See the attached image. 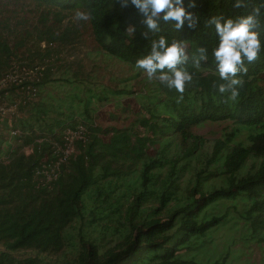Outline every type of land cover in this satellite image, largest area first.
<instances>
[{"label":"trees","instance_id":"trees-1","mask_svg":"<svg viewBox=\"0 0 264 264\" xmlns=\"http://www.w3.org/2000/svg\"><path fill=\"white\" fill-rule=\"evenodd\" d=\"M36 1L57 15L90 12L94 50L128 64L134 77L144 74L136 61L150 53L153 40L185 43L190 59L181 67L193 80L177 103L180 93L158 80L138 92L98 85L82 70L58 76L55 64L45 62L53 58L49 45L60 39L54 26L36 29L26 63L19 61L26 39L11 43L0 29V80L16 63L43 67L30 82L0 91L16 107L0 117V264H44L13 256L23 249L72 254L55 264H199L185 253L227 223V211L238 213L255 233L264 231V7L257 29L262 49L254 63L246 62L235 102L214 87L223 83L212 55L219 37L207 25L212 17L246 16L264 0H245L248 6L239 9L236 0H194L196 7L184 0L198 17L197 27L185 21L178 31L174 22L161 20L153 33L134 6L122 9L117 0ZM129 27L135 32H127ZM42 42L48 43L45 52ZM198 47L208 50L199 69L191 60ZM105 104L108 112L97 113ZM222 121L233 127L205 151L192 128ZM83 123L88 139L76 143L69 166L51 188L37 186L36 172L55 158L53 145L62 142L67 128ZM227 203L226 212H219ZM226 258L213 264H226Z\"/></svg>","mask_w":264,"mask_h":264},{"label":"rangeland","instance_id":"rangeland-1","mask_svg":"<svg viewBox=\"0 0 264 264\" xmlns=\"http://www.w3.org/2000/svg\"><path fill=\"white\" fill-rule=\"evenodd\" d=\"M76 11H65L57 15L52 7L40 4L36 0H0V29L11 43L16 38L26 39L28 46L24 47L25 55H22L19 60L21 63H26L29 62L26 59L28 55L26 49H30L32 43L36 41V29L43 27L44 24L54 26L60 39L49 45L48 49L53 50L51 54L53 58L51 60L46 58L45 62L47 65L55 64L54 71L58 76L65 77L69 69V73L82 70L89 79L101 86L117 88L125 86L138 92L146 91L148 86L155 81H149L145 73L134 77L135 72L128 64L95 51L96 44L90 35L88 21L75 20ZM47 45L48 43L42 42L40 50L47 51ZM32 50L35 51V49ZM36 63H41V61L37 60ZM41 68L43 67L38 66L33 69L31 66L16 63V66L9 70L10 74L5 82H0V91L26 81L30 82ZM109 108V105H102L97 113L105 115ZM15 111L16 107L9 105L0 95V117L14 114ZM82 125L89 133L88 126L84 123ZM113 125L117 123L106 122L104 124V126ZM232 127L233 124L229 121L207 122L194 126L192 132L204 140L205 151H211L215 140L223 138L226 130L229 131ZM11 135L16 134L11 132ZM24 150L27 151L28 148ZM228 204L223 205V211L219 212H226L225 206ZM227 213L229 221L209 230L205 237L198 240V247L185 253V257L192 258L199 264H213L224 257H227L226 264H264V231L255 233L254 229L238 213L235 211H227ZM3 249L0 245V250L4 251ZM13 256L18 260L35 258L44 264H55L59 259L64 261L67 259L66 256H72V254L62 252V256L46 255L37 253L35 250L23 249L14 252Z\"/></svg>","mask_w":264,"mask_h":264},{"label":"clouds","instance_id":"clouds-1","mask_svg":"<svg viewBox=\"0 0 264 264\" xmlns=\"http://www.w3.org/2000/svg\"><path fill=\"white\" fill-rule=\"evenodd\" d=\"M122 9L134 6L142 17V23L148 32L160 31L161 20L165 23L174 22L175 29L181 30L188 22L189 28H196L198 17L188 12L184 6V0H117ZM189 7H196L194 0ZM245 0H236L235 8L247 7ZM261 7L256 6L246 16H240L233 20H225L222 16L212 17L207 25L215 26V32L219 37L218 46L213 50L217 64V71L223 83L215 85L221 94H229L227 99L237 101L240 89L245 81L241 73H248L247 64L254 63L259 58L262 49L260 35L257 29L261 26L259 17ZM90 12L77 10L74 19L77 21H88ZM127 32L134 33L135 28L129 27ZM147 37V32L145 33ZM208 50L206 47H198L192 55L193 67L199 69L202 61H207ZM190 57L187 53L186 44L181 41L168 43L166 37L160 36L158 40L151 43V51L145 57L136 61L135 67L142 70L149 81L158 80L169 89H175L180 93L177 103L183 100L186 84L193 80L192 74L181 65H185ZM227 102V101H226Z\"/></svg>","mask_w":264,"mask_h":264},{"label":"built area","instance_id":"built-area-1","mask_svg":"<svg viewBox=\"0 0 264 264\" xmlns=\"http://www.w3.org/2000/svg\"><path fill=\"white\" fill-rule=\"evenodd\" d=\"M9 74L10 73H7L0 82L4 83ZM18 132L19 130L13 131L14 134ZM87 132L88 130L84 128L82 124L76 127H69L65 130L62 142H56L53 145L55 158L48 165H43V167L36 172L34 181L37 186L48 188L53 186V183L58 180L75 157L76 143L78 141L85 142L88 139L89 133ZM31 151V148H28L26 153L29 154ZM5 161L7 162L8 160L5 159Z\"/></svg>","mask_w":264,"mask_h":264}]
</instances>
